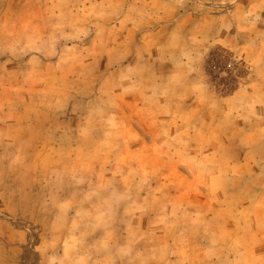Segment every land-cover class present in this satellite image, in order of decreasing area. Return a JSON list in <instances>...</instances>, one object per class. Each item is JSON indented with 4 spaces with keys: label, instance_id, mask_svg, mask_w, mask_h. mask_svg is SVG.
Listing matches in <instances>:
<instances>
[{
    "label": "rangeland",
    "instance_id": "374dc122",
    "mask_svg": "<svg viewBox=\"0 0 264 264\" xmlns=\"http://www.w3.org/2000/svg\"><path fill=\"white\" fill-rule=\"evenodd\" d=\"M62 262L264 264V0H0V264Z\"/></svg>",
    "mask_w": 264,
    "mask_h": 264
},
{
    "label": "crops",
    "instance_id": "0c3cea01",
    "mask_svg": "<svg viewBox=\"0 0 264 264\" xmlns=\"http://www.w3.org/2000/svg\"><path fill=\"white\" fill-rule=\"evenodd\" d=\"M65 257L67 258L66 253H64V254L62 255V261L65 260ZM62 264H65V263L62 262Z\"/></svg>",
    "mask_w": 264,
    "mask_h": 264
}]
</instances>
